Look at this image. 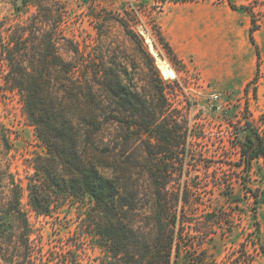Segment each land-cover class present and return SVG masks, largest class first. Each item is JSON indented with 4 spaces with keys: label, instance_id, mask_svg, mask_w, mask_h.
I'll return each mask as SVG.
<instances>
[{
    "label": "trees",
    "instance_id": "1",
    "mask_svg": "<svg viewBox=\"0 0 264 264\" xmlns=\"http://www.w3.org/2000/svg\"><path fill=\"white\" fill-rule=\"evenodd\" d=\"M228 2L252 14L254 30V11ZM34 3L38 11L26 22L0 26V59L6 64L0 88L19 93L42 147L25 184L0 159V264H85L87 239L104 252L96 264H218L210 261L204 243L213 236L219 211L189 208L190 193L168 189L167 161L190 154L182 110L162 89L151 98L104 51L86 53L60 36L59 7L46 30L52 7L45 0ZM159 36L177 61L160 31ZM61 39L67 47L59 46ZM251 40L255 44L253 35ZM247 137L246 167L252 159H264V137ZM25 192L38 215L78 208V229L62 249L45 250L36 240L42 236L34 238L22 203ZM244 252L224 264H257Z\"/></svg>",
    "mask_w": 264,
    "mask_h": 264
},
{
    "label": "rangeland",
    "instance_id": "2",
    "mask_svg": "<svg viewBox=\"0 0 264 264\" xmlns=\"http://www.w3.org/2000/svg\"><path fill=\"white\" fill-rule=\"evenodd\" d=\"M45 1L52 7L46 30L54 24L59 7L63 11L60 36L86 53L94 48L104 51L121 62L151 98H157L162 89L182 110L188 122L190 154L167 161L168 189L190 193L189 208L219 211L213 236L204 243L210 261L224 264L226 259L232 261L229 256L245 255L246 249L257 264H264V159H252L246 167L242 154L247 134L264 137V0H235L254 11V30L252 14L233 9L228 0ZM23 4L24 0H0V26L26 22L38 11L34 0L18 10ZM120 20L140 35L141 42L131 37ZM159 31L177 61L172 60ZM65 43L69 44L61 39L59 46L67 47ZM152 49L172 66V75L161 72ZM62 53L69 55L64 49ZM5 73L6 64L0 59V83ZM39 152L41 144L23 112L19 93L0 88L3 165L25 184ZM22 203L36 231L34 238L42 236L36 240L43 242L45 250H60L72 240L79 223L76 206L38 215L28 204L26 192ZM85 247V264L101 260V248L88 239Z\"/></svg>",
    "mask_w": 264,
    "mask_h": 264
},
{
    "label": "bare ground",
    "instance_id": "3",
    "mask_svg": "<svg viewBox=\"0 0 264 264\" xmlns=\"http://www.w3.org/2000/svg\"><path fill=\"white\" fill-rule=\"evenodd\" d=\"M152 51L156 54L157 56V63H158V66L161 70V72L164 74V75H172L173 74V68L172 66L169 65V63L163 59H161L158 54L156 53V51L154 49H152Z\"/></svg>",
    "mask_w": 264,
    "mask_h": 264
},
{
    "label": "water",
    "instance_id": "4",
    "mask_svg": "<svg viewBox=\"0 0 264 264\" xmlns=\"http://www.w3.org/2000/svg\"><path fill=\"white\" fill-rule=\"evenodd\" d=\"M21 1V0H20ZM248 133H253L251 129H248L247 130Z\"/></svg>",
    "mask_w": 264,
    "mask_h": 264
},
{
    "label": "crops",
    "instance_id": "5",
    "mask_svg": "<svg viewBox=\"0 0 264 264\" xmlns=\"http://www.w3.org/2000/svg\"><path fill=\"white\" fill-rule=\"evenodd\" d=\"M175 48V47H174ZM175 50H176V48H175ZM176 52L178 53V51L176 50ZM178 55L180 56V57H182L179 53H178Z\"/></svg>",
    "mask_w": 264,
    "mask_h": 264
}]
</instances>
